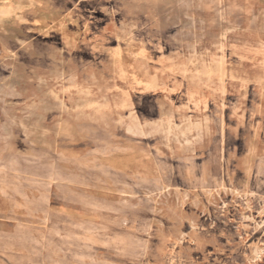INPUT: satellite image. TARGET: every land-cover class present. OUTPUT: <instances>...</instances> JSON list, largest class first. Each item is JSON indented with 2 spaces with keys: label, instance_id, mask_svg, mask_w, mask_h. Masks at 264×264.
Wrapping results in <instances>:
<instances>
[{
  "label": "rangeland",
  "instance_id": "rangeland-1",
  "mask_svg": "<svg viewBox=\"0 0 264 264\" xmlns=\"http://www.w3.org/2000/svg\"><path fill=\"white\" fill-rule=\"evenodd\" d=\"M26 1L0 0V264H264V0Z\"/></svg>",
  "mask_w": 264,
  "mask_h": 264
},
{
  "label": "bare ground",
  "instance_id": "bare-ground-1",
  "mask_svg": "<svg viewBox=\"0 0 264 264\" xmlns=\"http://www.w3.org/2000/svg\"><path fill=\"white\" fill-rule=\"evenodd\" d=\"M38 1H39V0H38ZM47 1H48V0H47ZM26 2H28V0H27ZM34 2H35V1H34ZM40 2H41V1H40ZM42 2H43V1H42ZM35 3H36V2H35ZM37 3L39 4V2H37ZM37 3H36V4H37ZM18 4H19V3H18ZM23 4H24V3H23ZM23 4H21V5H23ZM47 4H48V3H47ZM52 4H53V3H52ZM7 5H8V4H7ZM25 5H26V4H25ZM40 5H41V3H40ZM40 5H39V6H40ZM0 6H1V4H0ZM15 6H16V5H14V8H16ZM46 6H47V5H46ZM7 7H8V6H7ZM27 7H28V6H27ZM30 7L32 8V6H30ZM44 7H45V6H44ZM64 7H65V6H64ZM4 8H6V7H4ZM14 8H13V9H14ZM36 8H37V6H36ZM40 8H41V7H40ZM40 8H39V9H40ZM55 9H57V8H55ZM67 9H68V8H67ZM1 10H2V9H1ZM22 10H23V9H22ZM27 10H28V9H27ZM29 10H30V9H29ZM47 10H48V9H47ZM57 10H58V9H57ZM57 10H56V11H57ZM15 11H16V10H15ZM17 11H18V10H17ZM23 11H24V10H23ZM30 11H31V10H30ZM32 11H33V10H32ZM65 11H66V10H65ZM8 12H9V11H8ZM11 12H12V11H11ZM11 12H10V14H12ZM21 12H22V11H21ZM26 12H27V11H26ZM34 12H35V11H34ZM54 12H55V11H54ZM69 12H71V10H70ZM69 12H68V13H69ZM29 13H30V12H29ZM31 13H33V12H31ZM36 13H37V12H36ZM25 14H26V13H25ZM25 14H24V15H25ZM42 14H43V13H42ZM45 14H46V13H45ZM52 14H53V13H52ZM52 14H51V15H52ZM58 14H59V13H58ZM13 15L15 16V14H13ZM26 15H28V14H26ZM26 15H25V16H26ZM31 15H32V14H31ZM31 15H30V16H31ZM33 15H34V17H35V14H33ZM36 15H37V14H36ZM49 15H50V14H49ZM28 16H29V15H28ZM28 16H26V17H28ZM81 16H82V15H81ZM21 17H22V14H20V18H21ZM32 17H33V16H32ZM34 17H33V18H34ZM39 17H40V16H39ZM45 17H46V16H45ZM63 17H64V15H63ZM14 18H15V17H14ZM14 18H13V20H14ZM16 18H17V17H16ZM16 18H15V19H16ZM18 18H19V17H18ZM28 18H29V17H28ZM77 18H79V17H77ZM23 19H26V18L23 17ZM30 19H31V18H30ZM35 19H36V18H35ZM66 19H67V18H66ZM59 20H60V19H59ZM18 21H19V20H18ZM18 21H17V22H18ZM25 21H26V20H25ZM33 21H34V20H33ZM13 22H14V21H13ZM27 22H28V21H27ZM31 22H32V21H31ZM77 22H78V21H77ZM28 23H29V22H28ZM2 24H3V23H2ZM70 24H71V22H70ZM86 24H87V23H86ZM61 25H62V24H61ZM84 26H87V25H85V23H84ZM82 27H83V25H82ZM60 28H61V27H60ZM85 30H86V29H85ZM93 30H94V29H93ZM59 31H60V30H59ZM94 31H95V30H94ZM94 34H95V32H94ZM96 35H97V34H96ZM97 36H98V35H97ZM101 36H102V35H101ZM101 36H100V37H101ZM91 38H93V37H91ZM94 38H95V37H94ZM102 38H103V36H102ZM127 38H128V37H127ZM48 39H49V38H48ZM52 39H54V38H52ZM63 39H64V38H63ZM99 39H101V38H99ZM99 39H98V40H99ZM105 39H106V38H105ZM136 39H137V38H136ZM95 40H96V39H95ZM103 40H104V39H103ZM106 41H107V40H106ZM127 41H128V39H127ZM89 42H90V41H89ZM122 42H123V41H122ZM95 43H96V42H95ZM118 43H119V41H118ZM125 43H126V42H125ZM141 43H142V42H141ZM141 43H140V44H141ZM63 44H64V43H63ZM66 44H67V43H66ZM69 44H70V43H69ZM71 44H72V42H71ZM82 44H83V43H82ZM99 44H100V43H99ZM103 44H104V43H103ZM74 45H75V44H74ZM84 45H85V44H84ZM90 45H91V44H90ZM117 45H118V44H117ZM67 46H68V44H67ZM86 46L88 47V44H87ZM93 46H94V44H93ZM96 46H97V44H96ZM65 47H66V46H65ZM68 47H69V46H68ZM71 47H72V46H71ZM103 47H104V46H103ZM72 48H73V47H72ZM96 48H97V47H96ZM96 48H95V49H96ZM109 48H110V47H109ZM109 48H108V49H109ZM155 48H156V47H155ZM74 49H75V48H74ZM93 49H94V48H93ZM105 49H106V48H105ZM119 49H120V48H119ZM153 49H154V48H153ZM158 49H160V48H158ZM255 49H256V48H255ZM257 49H258V48H257ZM90 50H91V49H90ZM101 50H102V49H101ZM154 50H155V49H154ZM97 51H98V50H97ZM107 51H108V50H107ZM141 51H142V50H141ZM258 51H259V50H258ZM261 51H262V50H260V52H261ZM111 52H113V51H111ZM115 52H117V51L115 50ZM253 52H254V50H253ZM118 53H120V52L118 51ZM102 54H103V52H102ZM106 54H107V53H106ZM116 54H117V53H116ZM141 54H142V53H141ZM167 54H168V53H167ZM254 54H256V53H254ZM136 55H137V54H136ZM256 55H258V53H257ZM133 56H134V55H133ZM195 56H197V55H195ZM198 56H199V55H198ZM260 56H261V55H260ZM262 56H263V55H262ZM116 57H117V56H116ZM121 57H122V56H121ZM201 57H202V56H201ZM144 58H145V57H144ZM194 58H196V57H194ZM207 58H208V57H207ZM118 59H119V58H118ZM209 59H211V58H209ZM219 59H220V58H219ZM114 60H115V59H114ZM171 60H172V59H171ZM256 60H257V59H256ZM186 61H187V60H186ZM225 61H226V60H225ZM251 61H254V59H252ZM104 62H105V61H104ZM118 62H119V61H118ZM149 62H150V61H149ZM203 62H204V61H203ZM260 62H261V61H260ZM115 63H116V62H115ZM185 63H186V62H185ZM215 63H216V62H215ZM223 63H224V62H223ZM237 63H240V62H237ZM255 63H256V62H255ZM262 63H263V62H262ZM202 64H203V63H202ZM202 64H201V65H202ZM217 64H218V63H217ZM220 64H221V63H220ZM220 64L217 65V67H218V66L220 67ZM224 64H225V63H224ZM256 64H257V63H256ZM116 65H117V63H116ZM203 65H204V64H203ZM228 65H229V64H228ZM245 65H247V64L245 63ZM262 65H263V64H262ZM119 66H120V65H119ZM119 66H118V70H119ZM186 66H187V65H186ZM192 66H193V65H191V67H192ZM211 66H213V64H212ZM222 66H223V65H222ZM231 66H232V65H231ZM259 66H260V65H259ZM263 66H264V65H263ZM110 67H111V66H110ZM120 67H121V66H120ZM131 67H132V66H131ZM184 67H185V66H184ZM208 67H209V65H208ZM217 67H216V65H215L214 68H216V70H218ZM225 67H226V66H225ZM244 67H245V66H244ZM247 67H248V65H247ZM203 68H204V66H203ZM203 68H202V69H203ZM205 68H207V67H205ZM209 68H210V67H209ZM209 68L207 69V71L209 70ZM236 68H237V67H236ZM116 69H117V67H116ZM202 69H201V70H202ZM211 69L213 70L212 67H211ZM220 69H221V68H220ZM220 69H219V70H220ZM243 69H245V68H243ZM249 69H250V68H249ZM121 70H122V69H121ZM125 70H126V68H125ZM125 70H124V71H125ZM185 70H186V69H185ZM205 70H206V69H204V71H205ZM214 70H215V69H214ZM214 70H213V71H214ZM223 70H224V69H223ZM246 70H247V69H246ZM258 70H259V69H258ZM124 71H122L121 73H125ZM126 71H127V70H126ZM154 71H155V70H154ZM157 71H160V70H157ZM188 71H189V70H188ZM204 71H203V72H204ZM220 71H222V69H221ZM230 71H231V70H230ZM255 71H256V70H255ZM255 71H254V72H255ZM127 72H128V71H127ZM165 72H166V71H164V72H162V73L165 74ZM170 72H171V71H170ZM190 72H191V71H190ZM200 72H201V71H200ZM211 72H212V71H211ZM225 72H226V71H225ZM259 72H260V71H259ZM119 73H120V71H119ZM121 73H120V74H121ZM198 73H199V72H198ZM204 73H206V72H204ZM204 73H203V74H204ZM214 73H216V71H214ZM217 73H219V71H218ZM228 73H229V72H228ZM230 73H231L230 76L233 78V77H234V76H232V73H233V72H230ZM244 73H245V72H244ZM250 73H251V72H250ZM263 73H264V72H263ZM127 74H128V73H127ZM187 74H188V73H187ZM221 74H223V71H222ZM236 74H237V73H236ZM247 74H248V73H247ZM257 74H258V73H257ZM121 75H122V74H121ZM123 75H124V74H123ZM123 75L120 76V77H122V78L124 79L125 77H124ZM129 75H130V74H129ZM129 75H128V76H129ZM131 75H132V74H131ZM189 75H190V74H189ZM206 75L208 76L209 74H206ZM206 75H205V76H206ZM213 75H214V74H213ZM213 75L211 74V76H213ZM215 75H216V74H215ZM259 75H260V74H259ZM162 76H163V75H162ZM181 76H182V73H181ZM202 76H203V75H202ZM205 76H203V77H205ZM207 76H206V78H207ZM216 76H217V75H216ZM219 76H220V74H218V77H219ZM221 76H223V75H221ZM225 76H226V74H225ZM243 76H245V75L243 74ZM120 77H119V78H120ZM134 77H136V76H134ZM185 77H186V76H185ZM208 77H209V76H208ZM223 77H224V76H223ZM226 77H227V76H226ZM231 77H230V78H231ZM117 78H118V77H117ZM128 78H129V77H128ZM128 78H125L124 81H126ZM131 78H132V77H131ZM131 78H130V81H132ZM166 78H167V77H166ZM197 78H198V76H197ZM219 78H220V77H219ZM137 79H138V78H137ZM154 79H156V78H154ZM180 79H181V78H180ZM182 79H183V78H182ZM186 79H187V78H186ZM208 79H209V78H208ZM221 79H223V78H221ZM234 79H235V78H234ZM234 79H231V80L235 81ZM236 79H237V78H236ZM133 80H134V79H133ZM183 80H184V79H183ZM189 80H190V79H189ZM209 80H210V79H209ZM238 80H239L240 84H242L241 80H243V79H241V80L238 79ZM244 80H245V79H244ZM244 80H243V81H244ZM263 80H264V79H263ZM263 80H260V81H263ZM115 81H116V80H115ZM124 81H122V82H124ZM136 81H137V80H135L134 83H135ZM141 81H142V80H141ZM152 81H153V80H152ZM218 81H220V80H218ZM222 81H223V80H222ZM236 81H237V80H236ZM251 81H252V80H251ZM253 81H254V80H253ZM258 81H259V80H257L256 82H258ZM120 82H121V81H120ZM153 82H155V81H153ZM197 82H198V81H197ZM230 82H232V81H230ZM244 82H245V81H244ZM244 82H243V83H244ZM254 82H255V81H254ZM128 83H129V82H128ZM130 83H131V82H130ZM143 83H144V82H143ZM143 83H141V84L143 85ZM185 83H186V82H185ZM198 83H199V82H198ZM204 83H205V82H204ZM260 83H261V82H260ZM145 84H146V83H145ZM232 84H233V83H232ZM235 84H236V83H235ZM257 84H259V82H258ZM129 85H130V84H128V86H129ZM135 85H136V84H134V86H135ZM138 85H139V84H138ZM190 85H191V83H190ZM243 85H244V84H243ZM139 86H140V85H139ZM146 86H147V85H144L145 88H147ZM151 86H152V89L154 90V88H153L154 86H153V85H151ZM204 86H205V84H204ZM208 86H209V85H208ZM212 86H213V85H212ZM221 86H222V83H221ZM231 86H232V85H231ZM115 87H116V86H115ZM188 87H189V86H188ZM191 87H193V86H191ZM195 87H196V86H195ZM195 87H194V88H195ZM243 87H244V86H243ZM260 87H261V85H260ZM139 88H140V87H139ZM145 88H143V89H145ZM156 88H157V86H156ZM156 88H155V90H156ZM107 89H108V88H107ZM114 89H117V87L114 88ZM148 89H149V87H148ZM150 89H151V88H150ZM192 89H193V88H192ZM196 89H197V88H196ZM255 89H256V88H255ZM260 89H261V88H260ZM112 90H113V89H112ZM168 90H169V89H168ZM180 90H181V89H180ZM198 90H199V88H198ZM213 90H214V89H213ZM222 90H223V88H222ZM145 91H146V89H145ZM164 91H165V90H164ZM185 91H187V90H185ZM190 91H192V90H190ZM193 91H195V90H193ZM223 91H225V88H224ZM256 91H259V90L257 89ZM108 92H109V91H108ZM108 92H107V94H108ZM124 92H125V91H124ZM147 92H148V90H147ZM198 92H199V91H198ZM225 92H226V91H225ZM121 93H122V92H121ZM128 93H129V92H128ZM185 93H187V92H185ZM193 93H194V92H193ZM217 93H218V92H217ZM260 93H261V92H260ZM182 94H183V93H182ZM190 94H192V93H190ZM196 94H197V91H196ZM128 95H130V94H128ZM185 95H188V94H185ZM192 95H195V94H192ZM201 95H202V94H201ZM258 95H259V93H258ZM263 95H264V94H263ZM183 96H184V95H183ZM189 96H190V95H189ZM208 96H210V95H208ZM125 97H128V96L125 95ZM187 97H188V96H187ZM196 97H197V96H196ZM257 98H258V97H257ZM201 99H202V98H201ZM119 100H120V99H119ZM119 100H118V101H119ZM127 100H128V99H127ZM130 100H131V97L129 98L128 101H130ZM191 100H193V99H191ZM191 100H190V101H191ZM120 101H121V100H120ZM187 101H188V100H187ZM223 101H224V100H223ZM198 102H199V101H198ZM215 102H216V101H215ZM250 102H251V101H250ZM123 103H125V102L123 101ZM123 103H122V104H123ZM127 103H128V102H127ZM202 103H203V102H202ZM210 103H211V102H210ZM222 103H224V102H222ZM251 103H252V102H251ZM255 103H256V102H255ZM255 103H253V104H255ZM129 104H130V103H129ZM131 104H132V103H131ZM188 104H189V103H188ZM211 104H212V103H211ZM213 104H214V102H213ZM220 104H221V103H220ZM123 105H124V104H123ZM214 105H215V104H214ZM216 105H217V104H216ZM223 105H224V104H223ZM223 105H222V107H224ZM249 105H250V104H249ZM129 106H130V105H129ZM129 106H128V107H129ZM202 106H203V105H202ZM252 106H253V105H252ZM255 106H257V105H255ZM122 107H123V106H122ZM125 107H126V106H125ZM128 107H126V108H128ZM126 108H125V109H126ZM129 108H130V107H129ZM259 108H260V107H259ZM251 113H252V112H251ZM171 116H172V115H171ZM173 116H174V114H173ZM173 116H172V118H173ZM251 116H252V115H251ZM254 116H255V115H254ZM166 118H167V117H166ZM169 118H170V117H169ZM169 118H168V119H169ZM172 118H171V119H172ZM189 118H190V117H189ZM251 118H252V117H251ZM253 118H254V117H253ZM173 120H174V119H173ZM168 121H169V120H168ZM186 121L188 122V119H187ZM189 121H190V120H189ZM169 122H170V121H169ZM164 123H165V122H164ZM167 123H168V122H167ZM185 123H186V122H185ZM190 123H191V122H190ZM183 124H184V123H183ZM188 124H189V123H188ZM188 124H187V125H188ZM191 124H192V123H191ZM204 124H205V123H204ZM164 125H165V124H164ZM166 125H167V124H166ZM168 125H169V124H168ZM170 125H171V124H170ZM170 125H169V126H170ZM187 125H185V127H186ZM199 125H200V124H199ZM207 125H208V124H207ZM260 125H262V124H260ZM178 126H179V125H178ZM181 126H182V125H181ZM196 126H197V125H196ZM196 126H195L194 128H196ZM170 127H171V126H170ZM182 127H183V126H182ZM182 127H181V128H182ZM187 127H188V126H187ZM197 127H198V126H197ZM167 128H168V127H167ZM167 128H166V129H167ZM190 128H192V127H189L188 130H189ZM198 128H200V127H198ZM198 128H197V129H198ZM168 129H169V128H168ZM168 129H167V130H168ZM173 129H174V128H173ZM179 129H180V127H179ZM183 129L185 130V128H183ZM186 129H187V128H186ZM200 129H201V128H200ZM206 129H208V127H207ZM176 130H177V129H176ZM176 130L174 129V131H176ZM163 131H164V129H163ZM169 131H170V130H169ZM171 131H172V130H171ZM201 131H202V130H201ZM206 131L209 132V130H206ZM178 132H179V131H178ZM178 132H175V134H177ZM196 132H197V130H196ZM180 133H181V131H180ZM199 133H200V130H199ZM199 133H198V134H199ZM168 134H169V133H168ZM172 134H173V131H172ZM190 134H192V132H191ZM198 134H196V135H198ZM201 134H202V133H201ZM184 135H185L184 138H186V137L189 138V137L191 136V135H190V136H186V134H184ZM187 135H188V134H187ZM192 135H193V134H192ZM167 136H168V135H167ZM172 136H174V135H172ZM182 136H183V135H182ZM177 137H178V136H177ZM179 137H180V134H179ZM197 137H198V136L193 137V138L196 139ZM182 138H183V137H182ZM178 139H179V138H178ZM184 140H185V139H184ZM186 140H187V139H186ZM186 140H185V141H186ZM191 140H192V139H191ZM181 141H183V140H181ZM185 141H184V142H185ZM188 141H189V139H188ZM178 143H179V142H178ZM190 144H191V143H190ZM195 144H196V143H195ZM195 144H194V145H195ZM256 144H257V143H256ZM258 145H259V143H258ZM181 146H183V145H181ZM262 146H263V145H262ZM255 147H256V146H255ZM253 148H254V147H253ZM261 148H263V147H261ZM222 149H223V148H222ZM157 150H158V149H157ZM262 151H263V150H262ZM157 152H158V151H157ZM159 152H160V151H159ZM222 153H223V152H222ZM159 154H161V153H159ZM159 156H160V155H159ZM153 158H154V157H153ZM159 158H160V157H159ZM222 163H223V161H222ZM157 168H158V167H157ZM222 168H223V167H222ZM124 170H125V169H124ZM157 170H158V169H157ZM158 171H159V170H158ZM248 173H249V172H248ZM139 175H140V174H139ZM248 175H249V174H248ZM228 177H229V176H228ZM254 177H255V176H254ZM226 179H227V178H226ZM222 180H223V179H222ZM254 180H255V179H254ZM254 180H253V181H254ZM161 181H162V180H161ZM226 181H227V180H226ZM223 182H224V180H223ZM252 185H253V184H252ZM156 186H157V185H156ZM163 186H164V185H163ZM221 186H222V185H221ZM245 186H246V185H245ZM159 187H160V186H159ZM232 187H233V186H232ZM164 189H165V188H164ZM168 189H169V188H168ZM226 189H227V188H226ZM229 189H230V188H229ZM231 189H232V188H231ZM231 189H230V190H231ZM166 190H167V189H166ZM164 191H165V190H164ZM220 191H221V190H220ZM226 191H227V190H226ZM214 192H215V191H214ZM236 192H237V190H236ZM224 193H225V192H224ZM238 194H239V193H238ZM254 194H255V193H254ZM232 195H233V194H232ZM239 195H240V194H239ZM125 196H126V195H125ZM217 196H218V195H217ZM240 196H241V195H240ZM212 197H213V196H212ZM248 197H249V196H248ZM259 197H260V196H259ZM262 199H263V198H262ZM246 227H247V226H246ZM180 244H181V243H180ZM256 252H257V250H256ZM262 252H263V251H262ZM254 254H255V253H254ZM258 255H259V254H258ZM256 256H257V254H256ZM257 257H258V256H257Z\"/></svg>",
  "mask_w": 264,
  "mask_h": 264
}]
</instances>
